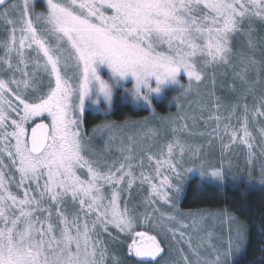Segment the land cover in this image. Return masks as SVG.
I'll return each mask as SVG.
<instances>
[{
	"label": "snow or ice",
	"instance_id": "obj_1",
	"mask_svg": "<svg viewBox=\"0 0 264 264\" xmlns=\"http://www.w3.org/2000/svg\"><path fill=\"white\" fill-rule=\"evenodd\" d=\"M257 23L264 25V0H0V264H124L111 253L117 243L138 264H153L165 252L162 241L172 264H233L246 225L229 216L225 238L207 227L212 213L184 212L176 202L188 174L198 171L219 187L232 168L231 160L204 159L182 142L187 125L180 121L195 117L170 118L172 139L158 148L157 130L127 134L108 123L92 129L108 136L97 149L83 124L89 104L111 108L121 88L146 110L165 86L179 85L186 95L208 69L224 68L239 82L237 102L225 107L209 92L200 119L215 122L222 152L242 145L251 164L250 127L264 125ZM237 37L247 38V51ZM258 132L264 154V126ZM146 138L153 142L143 145ZM185 156L198 166L186 167ZM145 186L142 205L130 207L133 189ZM145 205L143 214L136 211Z\"/></svg>",
	"mask_w": 264,
	"mask_h": 264
},
{
	"label": "rangeland",
	"instance_id": "obj_2",
	"mask_svg": "<svg viewBox=\"0 0 264 264\" xmlns=\"http://www.w3.org/2000/svg\"><path fill=\"white\" fill-rule=\"evenodd\" d=\"M44 7L43 4H38L36 7L37 11L42 10ZM255 27V33H254V39L257 41L258 45L259 42L264 40V25H260L257 23L254 25ZM247 38L246 37H237L236 38V46L238 48H243L245 51H247ZM259 49V47L257 48ZM257 52V50H256ZM105 75V78H107V74L103 73ZM231 74L230 71H227L224 68H216V69H208V82L201 84L198 88L193 85L194 91L188 92L186 95L184 94V89L181 88L179 85H169L165 86L164 90L161 94L155 95L152 100L151 107L147 108L150 111L149 115H145L142 118L138 120H132V121H122V122H114L108 120L107 123H114L118 125L124 126V132L127 134H134L137 132H142L146 130L147 128H152L157 130V138L155 139V143L157 145V148L163 144H165L167 141L172 139V132L170 128L167 126V121L170 118H175L177 114H187L188 117H195V119L188 118L185 120L180 121L181 124H186L187 127L180 133V138L182 142L190 145L193 148H198L200 150V154L202 158L208 159L213 162H218L222 158L227 161L231 160L232 162V168L226 169L229 172V176L226 178L223 185L226 183L236 184L240 183L238 178L240 176L244 177V182H246L250 186L255 187H261L264 188V185H262L260 181V170L261 165H264V154L261 153V140L260 135L258 132V127L264 126V125H256L250 127V131H252L253 135L256 137V147L254 149L256 155L253 159L252 163L249 164L247 162V149L242 145H233L227 152H222V144L219 139H217L212 134V128L215 127V122H212L211 124L206 125L203 119H200L201 116V108L200 105L205 101L209 100L208 93L213 92L215 97H218L220 100V103L224 105L225 107L230 106L233 103H236V95L233 93L232 90L226 88L225 86V80L228 77V75ZM215 76V85L212 83V78ZM180 83L187 86L188 79L186 76L182 75L180 78ZM132 83H128L124 85V88H132ZM192 89V90H193ZM173 90V96L169 97L172 101L171 104L173 108H175V111H172L171 114H168L166 116H161L158 114L156 107H155V101L160 102L163 101L166 96V93ZM191 90V91H192ZM117 96H120L124 102H131L138 108H145L143 103H136L132 99L130 94H125L124 89L121 88L114 92V98H113V104L111 108H109L106 104H101L99 108L93 107L91 104H89L86 108L87 112H97L103 114L105 117L104 119H108L110 114L114 111V102L115 99L118 98ZM236 100V101H234ZM252 103V101H251ZM203 115L206 117L208 115L207 112H204ZM223 115H227V112L224 111ZM85 116H84V130L86 132V139H90L91 143L94 147L97 149H102L105 144L108 142V136L107 135H100V134H93L92 128L88 129V127L85 124ZM47 122V121H46ZM234 122V121H233ZM103 125V124H102ZM119 131V130H117ZM152 138H146L143 140V145H148L149 143H152ZM224 143H227V138L224 139ZM115 147V146H113ZM156 149H151L150 152L155 151ZM118 153L113 150L112 156H117ZM139 159V157L137 158ZM186 167H193L194 165L199 164V161L192 160L189 158V156H185ZM145 172L149 171V167L147 166V161L145 160ZM137 172H139V169H136ZM198 176L203 183L209 182L213 184H217L216 181L211 179H203L199 175V172L188 174V179L183 182V190L185 189V183L189 181L190 178H195ZM233 177H236L237 179H233ZM249 181H252L249 183ZM189 183V182H188ZM183 190L177 194L176 196V202L178 204V207L180 208V196L183 195ZM148 195V188L145 186L142 190H140L138 187L134 188L132 191V195L129 198V206H137L142 205V202L144 201L145 197ZM155 207L161 208L162 211L166 209V206L162 205L161 203H157ZM146 205L145 206H139L136 207V211L143 214L145 212ZM148 211H151V208L147 209ZM181 211H183L180 208ZM206 212L212 213L213 215L211 218L207 220V227L209 229H212L217 235H223L225 238L227 237V231H228V217H234L236 220L243 222L246 225V241L242 243L239 246V249L234 251L232 255L229 257L230 261L233 262V264L243 255V253L246 250V247L248 245L249 241V225L245 220H243L237 213L230 209H202ZM187 212V211H184ZM195 212V211H192ZM225 213L224 216L218 215L219 213ZM137 231L147 230L146 228L140 226L137 227ZM113 234L115 232L113 231ZM155 234V233H153ZM107 239V237H105ZM121 241L125 239L124 236H120L119 238ZM130 242V241H129ZM162 246L165 248V257L160 260L159 262H156L155 264H172V261L174 259V255L169 252V242L168 241H162ZM173 248H175V245H172ZM111 253L113 255L118 256L124 264H138L137 258L134 256H131L127 253V247L126 244L123 243H117L112 246Z\"/></svg>",
	"mask_w": 264,
	"mask_h": 264
},
{
	"label": "trees",
	"instance_id": "obj_3",
	"mask_svg": "<svg viewBox=\"0 0 264 264\" xmlns=\"http://www.w3.org/2000/svg\"><path fill=\"white\" fill-rule=\"evenodd\" d=\"M256 56L260 57L259 49H257ZM208 81L206 79L204 83ZM224 83L230 90L233 87H239V82L233 80L232 74L228 75ZM193 91L194 89L190 92ZM172 92L173 90L167 92L166 99L163 101H155L156 110L161 116L175 111L171 104L172 100L169 98L173 96ZM117 97L114 102V111L108 119H104L105 116L101 113L87 112L85 124L88 129L107 123L108 120L111 122L134 121L150 114L148 109L138 108L131 102H124L120 96ZM248 103L251 104L250 99ZM180 198V208L183 211L196 212L202 209L227 208L237 213L249 225V241L245 252L234 264H264V251H261L264 249V188L253 187L246 182L226 183L218 187L217 184L203 183L196 176L185 183V189Z\"/></svg>",
	"mask_w": 264,
	"mask_h": 264
},
{
	"label": "water",
	"instance_id": "obj_4",
	"mask_svg": "<svg viewBox=\"0 0 264 264\" xmlns=\"http://www.w3.org/2000/svg\"><path fill=\"white\" fill-rule=\"evenodd\" d=\"M46 122V121H45ZM165 254H166V252H164L156 261H154L153 263H156V262H158V261H160L161 259H163L164 258V256H165ZM137 260H138V258H137Z\"/></svg>",
	"mask_w": 264,
	"mask_h": 264
}]
</instances>
